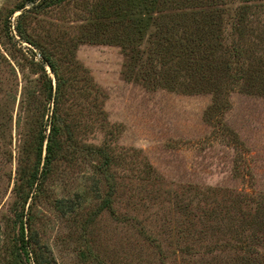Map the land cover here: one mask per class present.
<instances>
[{
    "label": "rangeland",
    "instance_id": "1",
    "mask_svg": "<svg viewBox=\"0 0 264 264\" xmlns=\"http://www.w3.org/2000/svg\"><path fill=\"white\" fill-rule=\"evenodd\" d=\"M221 2L228 26L225 18L242 0ZM23 4L24 34L52 48L64 86H95L102 95L98 111L75 108L74 113L81 111L75 119L78 150L74 153L71 143L73 156L55 160L43 182L32 210L37 245L44 246L37 256L47 264H231L247 252L263 254L264 243L240 241L236 230L245 223L240 221L246 210L228 203L264 201V95L242 88L259 84L223 83L229 86L225 99L213 109L209 90L180 87L192 86L191 78L168 85L174 88L144 83L134 75L136 51L144 60L156 33V14L144 0H129L127 15L140 35L136 43L123 42L125 48L103 42L99 31L91 37L88 24L100 18L92 10L99 0H63L37 9L29 0H0V250L10 245L3 228L14 177L30 161L25 146L35 120L43 112L50 118L52 104H46L42 86L47 78L55 86L50 67L41 69L40 48L8 28L21 12L10 11ZM174 13L164 12L167 28ZM103 15L112 18L110 12ZM225 62L233 73L237 61ZM128 65L129 78L123 74ZM89 144L106 146L111 163L105 165L100 153L87 154ZM105 197L112 206L97 213Z\"/></svg>",
    "mask_w": 264,
    "mask_h": 264
},
{
    "label": "trees",
    "instance_id": "2",
    "mask_svg": "<svg viewBox=\"0 0 264 264\" xmlns=\"http://www.w3.org/2000/svg\"><path fill=\"white\" fill-rule=\"evenodd\" d=\"M42 1L44 5L34 4L35 0H29L34 9L57 4L63 0ZM110 1L111 4L107 6L106 0H99L100 4L92 8L93 13L97 12L96 15L100 18H97L93 24H88L92 29L89 32L91 37L99 31L104 36L101 40L106 43L121 44L124 48L126 46L123 42L136 43L140 31L135 27L134 20L128 18L129 0ZM249 1L252 0H242V4L235 9L229 20L225 18V24H228L225 26L221 0H144L146 5L151 6L152 10H150L156 14V33L151 38L144 60H141V51H136L138 58L134 75L140 77L144 83L152 85L164 83L163 85L170 88L178 87L168 85L175 84L179 79L184 81L191 78L193 82L189 84L192 86L180 87H191L196 91L209 90L213 97L211 105L213 109H218L225 99L229 86H222L223 83L237 80L247 84L255 82L259 86H242V88L249 93L264 95V86H260L264 84L262 73L264 71L259 64L260 61L262 62L260 54L264 53L260 49V43L264 41V3L256 4ZM174 3L175 6L177 5L175 8L174 5L171 6ZM24 7V4L19 5L10 11L12 14L16 10H21L18 21L16 20L14 24V30L19 38H25L26 41L40 48L41 69L43 70L45 65L50 67L55 78V86H52L50 78L46 79V86H42L46 104H52V109L49 110L51 114L49 120L44 119V112L35 120L37 128L33 130L32 140L25 146L24 152L30 161L19 166L12 183L14 200L10 217L5 219L3 228L5 231L8 230L10 245L0 250V256L3 255L2 264H27L30 260L34 264H47L43 257L37 256V252H40L38 249L44 246L37 245L33 229L35 216L32 210L42 195L43 182L50 174L55 160L73 156L68 152L71 143L75 145L74 153L78 150L81 134L77 128L79 123L75 119L80 116L83 108L88 110L93 108L98 111L100 102L97 98L102 95L95 86H64L66 82L64 79L61 81L58 58L52 48L41 46L32 38L25 36L19 23L25 13ZM167 8L169 11H175L173 18L168 21L171 23L170 28H167L164 20V12ZM106 11L111 13L112 18L109 21L104 20L107 16L103 13ZM10 27L9 21L8 28ZM52 46L56 48L55 44ZM228 58H233L238 63L233 73L229 71L227 62L225 66L222 65ZM132 60L133 55L130 57V61ZM140 64L145 65L144 69L140 68L142 66ZM129 67L130 65L126 66L123 73L128 78ZM72 79L77 82L76 78ZM66 98L71 102L68 113L64 111V105L67 103L68 106ZM79 106L81 107L79 114L74 113L75 108ZM86 146L89 149L87 154L100 153L105 165L111 163L112 156L106 151V146L93 144ZM112 203L110 197L103 198L97 213L110 209ZM228 203L230 205L234 203L233 205L238 207L243 206L246 210L241 213L243 219L240 217V222L245 223L242 228L236 230L240 232L237 235L240 241L264 243V201L260 203L252 199H231ZM62 206L61 203L57 204V208ZM251 254L247 252L246 256H236L231 259V264H238L236 262L241 260L246 264H264V253L259 256H256L257 253Z\"/></svg>",
    "mask_w": 264,
    "mask_h": 264
},
{
    "label": "built area",
    "instance_id": "3",
    "mask_svg": "<svg viewBox=\"0 0 264 264\" xmlns=\"http://www.w3.org/2000/svg\"><path fill=\"white\" fill-rule=\"evenodd\" d=\"M14 24H15V20L13 19V20L11 21V27H12V29H13V33H14V35H16V32H15V30H14ZM37 56L40 57L39 54H37Z\"/></svg>",
    "mask_w": 264,
    "mask_h": 264
}]
</instances>
